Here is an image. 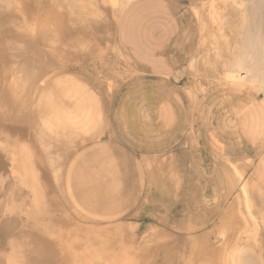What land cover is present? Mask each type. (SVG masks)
Returning <instances> with one entry per match:
<instances>
[{
	"label": "crops",
	"instance_id": "0c3cea01",
	"mask_svg": "<svg viewBox=\"0 0 264 264\" xmlns=\"http://www.w3.org/2000/svg\"><path fill=\"white\" fill-rule=\"evenodd\" d=\"M192 2L127 0L121 8V0H0V66L32 62V67L57 63L62 68L34 87L28 125H23L50 188L49 158L66 153L58 193L84 222L115 225L145 212L150 191H179L181 198V191L200 187L196 165L203 159L197 160L193 144H185L188 136L195 140L199 110L191 97L190 63L201 29ZM3 51L17 55L6 60ZM248 85L261 91L264 108V77L260 91ZM80 86L99 102L107 120L79 145L59 130L64 120L79 116L71 98ZM226 94L217 89L210 100L218 130H224L226 110L234 107ZM236 108L243 111V102L237 100ZM239 123L243 139L229 144L231 154L241 156L242 149L255 151L259 129L249 108Z\"/></svg>",
	"mask_w": 264,
	"mask_h": 264
},
{
	"label": "bare ground",
	"instance_id": "6f19581e",
	"mask_svg": "<svg viewBox=\"0 0 264 264\" xmlns=\"http://www.w3.org/2000/svg\"><path fill=\"white\" fill-rule=\"evenodd\" d=\"M126 2L121 0V8ZM204 13L199 63L205 76L215 81V69L221 66V79L261 87L264 0H208ZM12 53L3 51L1 56L7 60L17 52ZM31 63L0 66V264H264V152L254 167L243 164L245 170L253 168L247 179L239 168H221L226 190L218 192L217 201L208 203L196 198L197 191L191 196L181 191V202L196 208L182 214L176 226L163 224L139 241L70 228L59 213L17 103L18 94L24 95L21 84L62 68ZM65 158L66 153L49 158L56 175Z\"/></svg>",
	"mask_w": 264,
	"mask_h": 264
},
{
	"label": "rangeland",
	"instance_id": "374dc122",
	"mask_svg": "<svg viewBox=\"0 0 264 264\" xmlns=\"http://www.w3.org/2000/svg\"><path fill=\"white\" fill-rule=\"evenodd\" d=\"M191 7L195 11L197 18L200 23L201 35L198 45L197 52L193 57L190 65L192 66V83L191 86L195 89L191 92V97L195 99L197 110V123H196V137L195 140L193 136H188L186 143L188 146L193 144L197 160L200 161V157L203 159L202 163L196 165L197 172V183L200 187L196 188L198 200H207L208 203L218 200L219 191H225L226 180H224L225 170L222 171V167H225L227 164L232 169L239 168L241 173L239 175L244 176L247 179L252 169L249 170L243 169L244 162H250L251 166L256 165L259 161V156L264 152V108L259 102V94L261 87L252 85L250 82L244 80L238 81L244 82L243 84H236V82H225L221 79L222 77V67L218 66L215 69L216 80L214 78L206 77L205 72L202 68L200 62V46L202 44V21L205 15L206 10V1L208 0H192ZM103 41L113 45L112 39L109 40L108 36H103ZM113 49L114 46H113ZM115 56L114 64H117L119 67L122 62L118 53ZM196 68L201 69L200 71ZM203 73V74H199ZM52 73L45 74L42 78H39L37 81L32 79L29 83L21 84L20 90H24V95L18 94V106L25 113L26 125H28L29 115V102L31 99V93L38 84L41 83L47 76H50ZM2 82V80H0ZM247 83V84H246ZM252 85L257 88L260 92H257L248 85ZM25 87H24V86ZM118 86V85H117ZM217 89H224L227 94L225 97H231L234 101V107L228 108L226 111L225 122L226 124L222 126L224 130H218L214 125L213 121V107L210 104L212 95ZM112 91V90H111ZM77 92V89H76ZM74 93L73 97V108L75 112L79 111V116H74L63 121L59 132L63 135L62 137H67L73 141H77L79 145L88 140L89 134L95 127H104V123L107 120V115L105 116L104 110L100 111L99 102L94 98V96L89 92L85 87L80 86V90L77 93ZM244 92L243 94H241ZM109 95V94H107ZM110 96V95H109ZM70 100V101H71ZM243 102L244 109L243 111L239 108H236V101ZM69 101V103H71ZM248 108L253 111L255 120L258 124V134L259 138L256 139L255 151L252 149H242L244 154L238 156L237 152L231 154L230 150L233 149V146L229 143L233 140L243 139L242 136L239 137V134L236 129L240 128L239 121L241 117H244L245 112H248ZM79 109V110H77ZM102 124V126H101ZM99 125V126H98ZM226 129L228 131H226ZM191 142V143H190ZM197 144V146L195 145ZM228 150V151H227ZM252 161V162H251ZM243 163V164H242ZM253 165V167H254ZM250 166V167H251ZM243 171V172H242ZM204 184L206 186H204ZM213 185V186H212ZM60 188V179L55 172H52V183L50 190L52 191L54 200L58 207L59 213L64 217V219L70 224V226H75L80 230L88 231H101L106 236L115 235L113 238L118 240H136L139 241L142 238L146 237L147 234L151 235L152 231L163 227V224H168L170 226H176L182 218V214H186L191 211L193 205L191 203L181 202L179 191H150L149 203L145 212L141 215H134L121 223L110 225V226H100L93 225L76 217L70 209L65 204L61 194L58 193ZM194 191H184V194L189 196L193 195ZM218 197V198H217ZM202 202H198L199 207ZM193 210V209H192ZM161 222V223H160ZM154 226V227H153ZM156 226V227H155ZM154 229V230H153ZM121 233V234H120ZM117 235V236H116Z\"/></svg>",
	"mask_w": 264,
	"mask_h": 264
}]
</instances>
